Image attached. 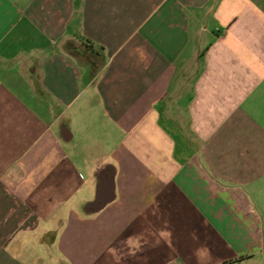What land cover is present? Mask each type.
<instances>
[{
  "label": "crops",
  "instance_id": "1",
  "mask_svg": "<svg viewBox=\"0 0 264 264\" xmlns=\"http://www.w3.org/2000/svg\"><path fill=\"white\" fill-rule=\"evenodd\" d=\"M0 264H264V0H0Z\"/></svg>",
  "mask_w": 264,
  "mask_h": 264
}]
</instances>
